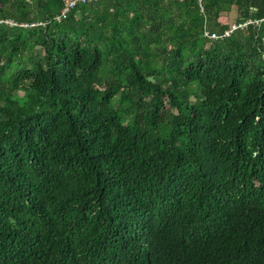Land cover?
<instances>
[{
  "label": "trees",
  "instance_id": "obj_1",
  "mask_svg": "<svg viewBox=\"0 0 264 264\" xmlns=\"http://www.w3.org/2000/svg\"><path fill=\"white\" fill-rule=\"evenodd\" d=\"M63 2L0 0V21ZM201 5L0 23V264H264V23L203 36L264 0Z\"/></svg>",
  "mask_w": 264,
  "mask_h": 264
},
{
  "label": "built area",
  "instance_id": "obj_2",
  "mask_svg": "<svg viewBox=\"0 0 264 264\" xmlns=\"http://www.w3.org/2000/svg\"><path fill=\"white\" fill-rule=\"evenodd\" d=\"M97 0H64L63 2V6L62 9L60 10V12L55 15L51 20L48 21H44V22H36V23H31V24H27V23H20L17 24L15 22H13L12 20H1L0 23H5L8 24L10 26H23V27H27V26H45L46 24H48L51 21H56L59 22L62 19H64L68 13L73 9L74 6H76L77 4H83V3H91ZM198 4L200 7V11H203L202 5H201V0H198ZM251 10L256 11V8H252ZM260 23H264V18H246L240 22H232L230 24V26L225 29L224 31H222L221 33H216V32H212L208 29H204L203 32V36L204 38L211 40V41H215V40H220V39H225L230 37L234 32L236 31H240V30H246L248 27L250 26H258Z\"/></svg>",
  "mask_w": 264,
  "mask_h": 264
},
{
  "label": "bare ground",
  "instance_id": "obj_3",
  "mask_svg": "<svg viewBox=\"0 0 264 264\" xmlns=\"http://www.w3.org/2000/svg\"><path fill=\"white\" fill-rule=\"evenodd\" d=\"M53 219H54V218H53ZM128 228H129V227H128ZM136 231H137V230H136ZM124 250H125V249H124ZM128 250H129V249H128ZM124 252H125V251H124ZM122 253H123V252H122ZM131 254H132V253H131ZM161 254H162V253H161ZM119 255H120V254H119ZM132 257H133V256H132ZM144 257H145V256H144ZM127 258H128V257H127ZM162 259H163V258H162ZM123 261H124V260H123ZM123 261H122V262H123ZM127 261H128V260H127ZM166 261H167V260H166ZM126 264H127V263H126Z\"/></svg>",
  "mask_w": 264,
  "mask_h": 264
},
{
  "label": "rangeland",
  "instance_id": "obj_4",
  "mask_svg": "<svg viewBox=\"0 0 264 264\" xmlns=\"http://www.w3.org/2000/svg\"><path fill=\"white\" fill-rule=\"evenodd\" d=\"M230 21L232 22L233 21V18Z\"/></svg>",
  "mask_w": 264,
  "mask_h": 264
}]
</instances>
